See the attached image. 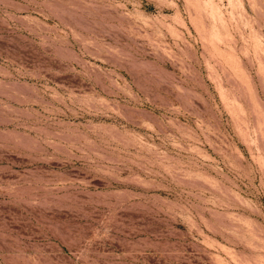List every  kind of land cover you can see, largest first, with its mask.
<instances>
[{
	"label": "rangeland",
	"instance_id": "rangeland-1",
	"mask_svg": "<svg viewBox=\"0 0 264 264\" xmlns=\"http://www.w3.org/2000/svg\"><path fill=\"white\" fill-rule=\"evenodd\" d=\"M0 264H264V0H0Z\"/></svg>",
	"mask_w": 264,
	"mask_h": 264
}]
</instances>
